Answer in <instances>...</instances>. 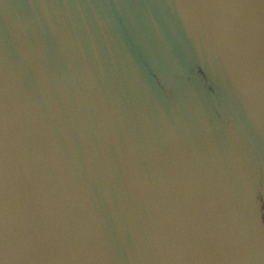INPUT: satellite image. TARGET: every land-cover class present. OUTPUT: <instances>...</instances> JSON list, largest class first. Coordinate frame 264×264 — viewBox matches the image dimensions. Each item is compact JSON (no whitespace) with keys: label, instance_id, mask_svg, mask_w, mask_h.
<instances>
[{"label":"water","instance_id":"1","mask_svg":"<svg viewBox=\"0 0 264 264\" xmlns=\"http://www.w3.org/2000/svg\"><path fill=\"white\" fill-rule=\"evenodd\" d=\"M0 264H264V0H0Z\"/></svg>","mask_w":264,"mask_h":264}]
</instances>
